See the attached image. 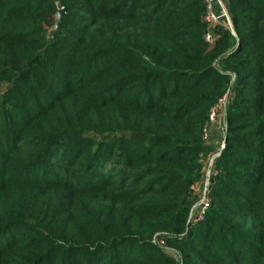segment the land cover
Returning <instances> with one entry per match:
<instances>
[{
  "label": "trees",
  "instance_id": "trees-1",
  "mask_svg": "<svg viewBox=\"0 0 264 264\" xmlns=\"http://www.w3.org/2000/svg\"><path fill=\"white\" fill-rule=\"evenodd\" d=\"M226 4L207 43L202 0H0V264H264V0Z\"/></svg>",
  "mask_w": 264,
  "mask_h": 264
},
{
  "label": "built area",
  "instance_id": "built-area-1",
  "mask_svg": "<svg viewBox=\"0 0 264 264\" xmlns=\"http://www.w3.org/2000/svg\"><path fill=\"white\" fill-rule=\"evenodd\" d=\"M202 1L205 7V14L203 21L206 24V30H207L205 35V41L207 43H211L213 41L212 31L215 26L225 24L230 30H232V27L230 23L229 14L227 11L226 0H202ZM225 103H226V98L224 97L220 99L218 104L211 109L209 115V121L203 130V139L205 141L208 140V129L210 125H212L215 122L220 111H223L224 113ZM224 132H225V126H224ZM223 148H224V143L221 145L220 151ZM217 156L218 153L214 156L215 160ZM212 166L210 163L209 169H207L205 172V181L203 188L200 191L199 199L196 202L194 208L192 209L188 217L187 224L189 226H194L196 224L203 222L207 211L210 209L211 202L208 197L209 185L211 182V176L213 175V173L216 174V171L214 170V166H213V172H211ZM153 242H158L159 245H163V246L165 245L162 240H158V241L154 240Z\"/></svg>",
  "mask_w": 264,
  "mask_h": 264
},
{
  "label": "crops",
  "instance_id": "crops-1",
  "mask_svg": "<svg viewBox=\"0 0 264 264\" xmlns=\"http://www.w3.org/2000/svg\"><path fill=\"white\" fill-rule=\"evenodd\" d=\"M224 126H225V121H224V113L223 111H220L218 114L217 119L215 120V122L210 125L209 129H208V140H207V144L211 147H213L214 149H217V145L219 143V137L217 136L218 134H220L219 129L221 131V135H222V140L220 141V145H222L224 143ZM218 150V149H217Z\"/></svg>",
  "mask_w": 264,
  "mask_h": 264
},
{
  "label": "rangeland",
  "instance_id": "rangeland-1",
  "mask_svg": "<svg viewBox=\"0 0 264 264\" xmlns=\"http://www.w3.org/2000/svg\"><path fill=\"white\" fill-rule=\"evenodd\" d=\"M219 132H220V134H218L217 136H220L219 138V143H218V145H217V149H214V152L213 153H211L210 154V156L208 157V159H207V163H206V165H205V172H206V170L207 169H209V167H210V163H211V166L213 165L214 166V156L217 154V153H219V151H220V147H221V143H220V141L222 140V135H221V131H220V129H219ZM213 166L211 167L212 169H211V172H213ZM216 174L215 173H213V175L211 176V180H212V178L215 176ZM197 225V224H196ZM195 226V225H194Z\"/></svg>",
  "mask_w": 264,
  "mask_h": 264
},
{
  "label": "water",
  "instance_id": "water-1",
  "mask_svg": "<svg viewBox=\"0 0 264 264\" xmlns=\"http://www.w3.org/2000/svg\"><path fill=\"white\" fill-rule=\"evenodd\" d=\"M66 11L65 9H59L56 14H55V18H56V23L53 26L52 30H57L61 24V19L62 17L65 15ZM196 209V208H195Z\"/></svg>",
  "mask_w": 264,
  "mask_h": 264
}]
</instances>
